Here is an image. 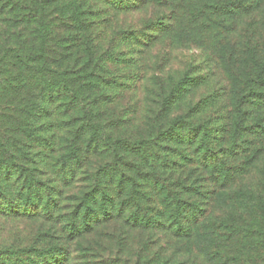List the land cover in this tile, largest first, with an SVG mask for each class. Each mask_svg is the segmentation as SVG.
<instances>
[{
  "label": "trees",
  "instance_id": "trees-1",
  "mask_svg": "<svg viewBox=\"0 0 264 264\" xmlns=\"http://www.w3.org/2000/svg\"><path fill=\"white\" fill-rule=\"evenodd\" d=\"M178 2L0 0V217L39 220L36 236L49 239L0 245V264H67L73 247L94 254L104 234L118 241L121 263H129L123 244L133 236L137 263L155 246L145 264H178L179 248L194 242L208 211L199 197L214 198L228 182L226 163L218 177L212 167L235 144L222 147L227 121L214 129L195 121L202 99L167 117L182 81L168 92L160 84L158 106L137 133L126 125L132 118L114 111L143 78L146 46L173 32L166 13L134 12ZM127 13L135 22L118 28ZM260 54L242 81L247 90L241 82L235 93L232 140L244 130L245 99L264 102Z\"/></svg>",
  "mask_w": 264,
  "mask_h": 264
},
{
  "label": "rangeland",
  "instance_id": "rangeland-1",
  "mask_svg": "<svg viewBox=\"0 0 264 264\" xmlns=\"http://www.w3.org/2000/svg\"><path fill=\"white\" fill-rule=\"evenodd\" d=\"M138 11L134 13L141 17L151 12L166 13L167 19L173 21V32L159 34L141 53L143 78L137 80L133 94L129 92L116 102L118 118L125 122L132 118L133 122L126 125L137 133V126L158 106L160 84L168 92L182 81L184 93L172 103L173 110L167 117L187 112L202 99L195 106V121L205 119L214 129L222 128L220 119H224L228 125L224 127L227 131L222 147L227 149L235 142L232 150L218 156L224 161L212 164L217 177L225 163L229 166L228 182L214 198L207 201V194L199 197L208 211L194 242L181 246L174 260L178 264H264V126L254 131L256 118H264V102L245 99L244 130L232 140L237 122L235 93L249 71L254 50L259 56L264 54V0H181L147 4ZM135 18L129 13L124 14V19L119 15L118 28L121 20L135 22ZM260 58L264 60V56ZM243 86L244 82L242 94L247 90ZM106 115L110 116L109 108ZM41 228L39 220L0 217V245L26 246L36 240L38 246L44 245L49 239L36 236ZM101 243L94 254L92 248L86 254L73 247L67 264H124L118 261L116 239L104 234ZM136 244L133 236L123 244L128 264H145L144 257L155 246L144 249L143 257L139 256L141 263H137L133 253Z\"/></svg>",
  "mask_w": 264,
  "mask_h": 264
}]
</instances>
